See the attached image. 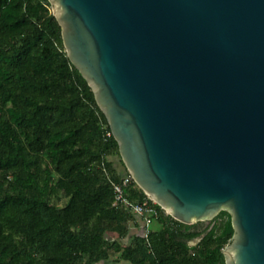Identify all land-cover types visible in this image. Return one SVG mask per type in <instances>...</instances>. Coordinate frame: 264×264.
<instances>
[{"label":"water","instance_id":"95a60500","mask_svg":"<svg viewBox=\"0 0 264 264\" xmlns=\"http://www.w3.org/2000/svg\"><path fill=\"white\" fill-rule=\"evenodd\" d=\"M137 184L264 264V0H50Z\"/></svg>","mask_w":264,"mask_h":264},{"label":"trees","instance_id":"16d2710c","mask_svg":"<svg viewBox=\"0 0 264 264\" xmlns=\"http://www.w3.org/2000/svg\"><path fill=\"white\" fill-rule=\"evenodd\" d=\"M108 131L51 1L0 0V264H105L117 253L131 264H226L231 213L213 227L163 213L148 237L130 235L141 218L113 206L112 181L128 169L111 159L121 154Z\"/></svg>","mask_w":264,"mask_h":264},{"label":"built area","instance_id":"2783aa9c","mask_svg":"<svg viewBox=\"0 0 264 264\" xmlns=\"http://www.w3.org/2000/svg\"><path fill=\"white\" fill-rule=\"evenodd\" d=\"M112 134V131L107 132V136H111ZM134 184H137V182L129 171L119 180L112 181L114 190L113 206L140 217L143 226V234L148 237L153 230L152 224L158 221L163 213H169L165 207L148 195L138 184L137 185L144 191L145 196L140 199H133L131 187Z\"/></svg>","mask_w":264,"mask_h":264},{"label":"rangeland","instance_id":"374dc122","mask_svg":"<svg viewBox=\"0 0 264 264\" xmlns=\"http://www.w3.org/2000/svg\"><path fill=\"white\" fill-rule=\"evenodd\" d=\"M52 11H54V7L53 6H52ZM111 159L114 161L115 165L117 166V168H118V170L120 172H122V173L126 172V166L122 163L121 157L119 155L112 156ZM54 202H57L59 204H63L65 202V200L62 199V198L60 200H58V198L55 197L54 198ZM229 213L230 212L227 211V210L226 211L222 210L220 212V214L218 216H216L214 219L205 220V221H202V222L205 223L206 227L207 226L213 227L215 225L220 224L225 218L227 219V214H229ZM134 219L136 220L138 218H134ZM135 220H133V225L131 227L130 235L131 234L133 235V234L137 233L142 228V221H140L139 225H137L136 223H134ZM160 227H161V222H159V221H156L155 223L152 224V229H157V228H160ZM109 237H113L112 234H110ZM114 237H117L118 240L121 242V244H123V246L129 244V239L127 237H118V234H115ZM200 240H201V237L194 238V239L189 241V244L191 246H194ZM106 264H131V263L126 261V260H124L123 258H121L120 253H117V254L113 255L109 260H107Z\"/></svg>","mask_w":264,"mask_h":264},{"label":"crops","instance_id":"0c3cea01","mask_svg":"<svg viewBox=\"0 0 264 264\" xmlns=\"http://www.w3.org/2000/svg\"><path fill=\"white\" fill-rule=\"evenodd\" d=\"M140 232H143V226H142V228L139 230ZM105 264H106V262H105Z\"/></svg>","mask_w":264,"mask_h":264}]
</instances>
